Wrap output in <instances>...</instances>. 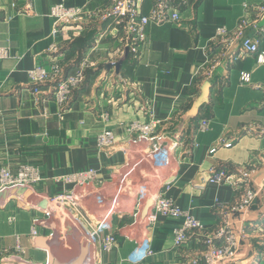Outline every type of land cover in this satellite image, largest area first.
<instances>
[{
  "label": "crops",
  "instance_id": "0c3cea01",
  "mask_svg": "<svg viewBox=\"0 0 264 264\" xmlns=\"http://www.w3.org/2000/svg\"><path fill=\"white\" fill-rule=\"evenodd\" d=\"M111 1L32 0L27 7L26 0H0V47L8 51L0 59V168L34 165L43 178L32 194L0 195V263L9 254L17 264H74L87 248L95 263L134 264L131 253L149 238L154 253L140 264H191L204 248L202 236L176 247L173 228L179 220L159 216L148 224V206L155 195H165L215 229L219 205L237 196L232 184L206 181L212 169L224 167L236 181L240 172L250 174L258 195L247 212L233 216L234 227L245 230L246 237L237 257L223 264H264V65L236 46L226 50L213 80L202 76L207 55L222 49L217 31L234 30L245 16L256 25L247 34L264 48V14L252 9L264 0H189L181 21L151 24L140 57L129 54L119 68L112 66L120 54L119 31L98 17ZM60 2L83 12L79 24L59 33L61 50L55 54L50 10ZM151 2L145 0V12ZM23 7L30 11L21 12ZM58 57L66 73L89 61L86 81L64 112L55 101L57 83L47 81L36 93L28 75L37 64ZM116 72L124 82L113 78ZM146 103L160 120L157 133L174 145L168 166L158 167L147 156L148 141L131 142L127 126L149 119ZM205 119L208 127L201 130ZM105 130H112L116 140L101 145L98 135ZM224 139L232 145H221ZM127 161L130 166H124ZM91 168L97 177L83 186L55 180ZM142 188L147 197L136 219ZM69 190L76 193V206L49 200ZM114 199L118 213L111 223L118 243L110 251L99 243L90 247L86 228L102 220Z\"/></svg>",
  "mask_w": 264,
  "mask_h": 264
},
{
  "label": "built area",
  "instance_id": "2783aa9c",
  "mask_svg": "<svg viewBox=\"0 0 264 264\" xmlns=\"http://www.w3.org/2000/svg\"><path fill=\"white\" fill-rule=\"evenodd\" d=\"M32 0H26L27 7ZM145 0H112L103 9L98 12V17L103 20H110L119 31L120 54L119 58L112 66H118L120 58L124 56L125 50L129 49V54L134 57H140L142 47L147 39V29L151 24L164 25L168 23L179 22L182 19V12L189 5V0H152L149 12L144 11ZM16 5V2H13ZM247 9L251 6L246 5ZM259 15L264 14V3L252 8ZM30 8L23 7L21 12L28 13ZM83 8L68 6L64 2L52 6L50 15L55 19L52 29L54 43L51 51L60 54V46L56 38L59 33L67 26L79 24ZM253 20L247 16L242 18L234 30H228L226 27L220 28L215 36L216 43L220 44L222 49L217 53L207 55L206 62L202 69V76L206 79H213L216 76L218 68L223 65L226 50L238 46L242 52L256 55L259 65H264V48L261 47V41L247 34L250 26L254 25ZM8 51L0 47V59L6 58ZM89 61L85 58L81 64L70 73L65 72L62 58H54L50 64H37L28 72L29 79L37 93L40 86L47 81L56 82L55 101L60 111L64 112L70 101L74 90L81 87L87 78V68ZM144 114L149 119H135L127 126L131 133L133 144L148 141L150 149L146 152L147 156L153 160L158 167L170 165L172 161V147L165 142V137L157 133L160 120L154 116L153 108L149 104H144ZM101 118L107 120L108 113H103ZM209 120H202L200 129L208 127ZM135 135V136H134ZM116 135L112 130H105L98 135V142L101 145L113 143ZM221 145L230 147L231 141L223 140ZM217 147L211 149V153L216 151ZM127 161L124 166H130ZM240 179L237 181L231 177V174L224 167L212 169L207 182L216 184H232L236 188L237 196L231 203L220 204L221 213L220 224L213 230L207 229L204 224L196 218L189 210L183 209L172 198L158 194L152 199L148 206L146 221L148 224H154L159 216L166 218H176L179 223L173 228L174 244L176 247L182 246L189 241L195 234H200L203 238L204 248L200 254L192 257L191 264H223L224 261H230L237 257L242 239L246 237L245 230H237L232 222L233 216L244 214L253 205L258 192L252 187L250 174L240 172ZM97 170L91 168L85 172L57 176L56 181H62L66 184H73L74 187L83 186L96 179ZM126 176L121 178L125 179ZM39 168L34 165H20L16 171L6 166L0 168V195L3 198L14 197L18 191H26V194H32L34 186L42 182ZM147 197V190H140L136 203V212L133 216L137 219L141 208ZM118 198V196H117ZM49 200L56 206L70 204L77 205V197L74 190H69L63 194L50 197ZM99 202L103 198L99 197ZM221 203V202H220ZM117 199L111 202V213L105 215L100 222L87 229L88 244L90 247L96 243L101 245L105 251L112 250L118 243L116 234L113 231L111 216L118 211L116 209ZM118 213V212H117ZM55 212H53V215ZM82 224V222H81ZM83 226V224H82ZM34 236L37 230L33 228ZM154 253L151 240L145 238L130 255V261L134 264H140ZM16 257L6 254L1 257L0 264H17ZM85 264H98L92 261L91 257L86 258Z\"/></svg>",
  "mask_w": 264,
  "mask_h": 264
},
{
  "label": "water",
  "instance_id": "95a60500",
  "mask_svg": "<svg viewBox=\"0 0 264 264\" xmlns=\"http://www.w3.org/2000/svg\"><path fill=\"white\" fill-rule=\"evenodd\" d=\"M129 55V49H126L125 50V54L124 56L121 58L120 60V65L124 62V59ZM83 251L85 252V254L81 255L78 257V259L75 261L74 264H85V261H86V258L88 256V250L87 248L86 249H83ZM50 264H52V262H50Z\"/></svg>",
  "mask_w": 264,
  "mask_h": 264
},
{
  "label": "rangeland",
  "instance_id": "374dc122",
  "mask_svg": "<svg viewBox=\"0 0 264 264\" xmlns=\"http://www.w3.org/2000/svg\"><path fill=\"white\" fill-rule=\"evenodd\" d=\"M113 61V60H112ZM68 68H70V66H67ZM119 67H121V65H120V63H119V65H118V68ZM76 69V68H75ZM114 69H112V71H111V69H109V71H110V74L112 73V72H114L113 71ZM114 77L113 78H115V79H117V80H121L122 79V75L120 74V72L118 73V72H116V74L115 75H113ZM208 81H211V80H213V79H207ZM122 82H124L125 80L123 79V80H121ZM101 82V81H100Z\"/></svg>",
  "mask_w": 264,
  "mask_h": 264
},
{
  "label": "bare ground",
  "instance_id": "6f19581e",
  "mask_svg": "<svg viewBox=\"0 0 264 264\" xmlns=\"http://www.w3.org/2000/svg\"><path fill=\"white\" fill-rule=\"evenodd\" d=\"M114 208H112L111 210H108V212L105 213V215H107L108 213H111V211L113 210ZM116 209H117V205H116ZM104 215V216H105Z\"/></svg>",
  "mask_w": 264,
  "mask_h": 264
}]
</instances>
